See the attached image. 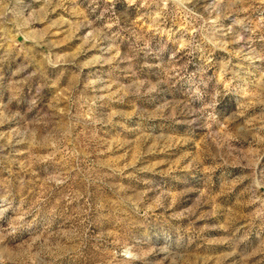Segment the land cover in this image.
<instances>
[{"label": "clouds", "instance_id": "clouds-1", "mask_svg": "<svg viewBox=\"0 0 264 264\" xmlns=\"http://www.w3.org/2000/svg\"><path fill=\"white\" fill-rule=\"evenodd\" d=\"M0 8V264H213L176 225L214 176L264 240V0ZM197 177L208 191L170 206Z\"/></svg>", "mask_w": 264, "mask_h": 264}, {"label": "rangeland", "instance_id": "rangeland-1", "mask_svg": "<svg viewBox=\"0 0 264 264\" xmlns=\"http://www.w3.org/2000/svg\"><path fill=\"white\" fill-rule=\"evenodd\" d=\"M11 2L16 4L18 8H23L29 3V0H11ZM77 2L81 4V9L87 5V0H77ZM58 15H69V13L58 9L56 13L51 14V18L55 19ZM39 26L43 27L44 25L40 24ZM17 38L22 39V37ZM58 47L60 46L58 45ZM22 58L21 54L18 59ZM15 66V63H13L12 67ZM8 74L11 75L10 70ZM11 94L12 89L10 87L0 86V95L5 100ZM125 108L130 111L127 106ZM107 139L109 150H111V143L113 141L118 142L120 137L108 136ZM192 147L199 150V139ZM178 155L168 157L165 153H160L158 157L154 158L151 163L158 169L156 175L162 179H170L168 169L177 170L173 168V164L178 161ZM157 160L160 163H157ZM232 167L238 170L237 165H232ZM206 170L205 168L204 171ZM213 171L218 174L219 168ZM202 174L203 172L198 175ZM232 182L233 191H227L221 182L216 181L214 176L213 190L207 197L208 202L200 205L194 214H190V218H180L182 223H177L176 227L186 233L195 232L197 234L198 241L191 249L193 257L206 256L212 258L213 264H264V240L256 235L260 231V226L249 222L251 220L249 215L251 206L247 205L246 201L242 199L243 190L236 185L235 177L232 178ZM190 187L193 190L185 194L189 197L188 199L180 195L179 188L172 187L169 192L170 206L177 207V210L181 211L183 207L191 204L192 199L196 196L208 191L198 177L191 180ZM157 223L163 224L166 222L161 217ZM112 231L114 235H118L116 230L113 229ZM228 237H231V239H227ZM158 258V256H154L153 260Z\"/></svg>", "mask_w": 264, "mask_h": 264}]
</instances>
